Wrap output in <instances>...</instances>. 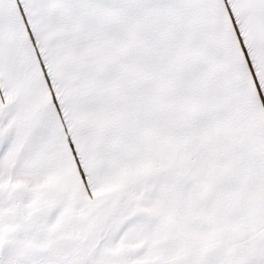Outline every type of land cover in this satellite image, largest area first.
<instances>
[{
  "label": "snow or ice",
  "instance_id": "snow-or-ice-1",
  "mask_svg": "<svg viewBox=\"0 0 264 264\" xmlns=\"http://www.w3.org/2000/svg\"><path fill=\"white\" fill-rule=\"evenodd\" d=\"M0 264H264V0H0Z\"/></svg>",
  "mask_w": 264,
  "mask_h": 264
}]
</instances>
